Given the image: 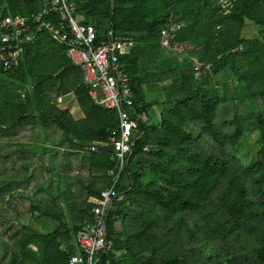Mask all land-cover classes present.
Instances as JSON below:
<instances>
[{
  "label": "trees",
  "instance_id": "1",
  "mask_svg": "<svg viewBox=\"0 0 264 264\" xmlns=\"http://www.w3.org/2000/svg\"><path fill=\"white\" fill-rule=\"evenodd\" d=\"M227 1L73 0L99 42L112 26L127 45L141 117L115 188L125 200L107 222L114 248L96 264H264V0ZM40 11L41 0H0V25ZM171 15L182 53L162 46ZM67 49L44 29L18 66L0 62V264H71L91 200L116 182V111L95 103ZM195 59L212 66L200 81ZM69 95L83 117L58 105ZM250 129L262 144L245 165L236 154Z\"/></svg>",
  "mask_w": 264,
  "mask_h": 264
},
{
  "label": "built area",
  "instance_id": "2",
  "mask_svg": "<svg viewBox=\"0 0 264 264\" xmlns=\"http://www.w3.org/2000/svg\"><path fill=\"white\" fill-rule=\"evenodd\" d=\"M171 15L168 28H162V46L179 51L176 41L177 32L182 26ZM47 29L53 37L68 46L67 56L80 68L83 84L90 89V95L96 104L115 110L119 121L118 131H112L108 141L114 149L113 160L116 163L109 177H116L115 185L104 191L100 198L92 199L93 222L85 227L77 238L78 254L71 264H82L81 253L86 255L87 264H96V258L102 252L113 251L114 236L108 234L107 222L110 214L124 202L125 196L116 191L126 161L132 154L133 133L141 119L136 114L130 79L121 62L122 53L127 45L115 37L110 26L105 40L99 42L98 31L92 24H84L76 14L73 0H41V11L30 16H8L0 25V62L4 70H11L21 61L25 46L32 45L40 32ZM197 81L212 71V66L193 60ZM156 91V90H155ZM152 93L154 96L157 92ZM161 93V91H160ZM90 153H97V146H90ZM117 220V217H116Z\"/></svg>",
  "mask_w": 264,
  "mask_h": 264
},
{
  "label": "rangeland",
  "instance_id": "3",
  "mask_svg": "<svg viewBox=\"0 0 264 264\" xmlns=\"http://www.w3.org/2000/svg\"><path fill=\"white\" fill-rule=\"evenodd\" d=\"M220 4L224 5V8H226L229 3L227 0H220L219 2ZM245 35L248 37H253L255 36L256 33H258V30L256 29L254 24H251L250 22H246V26H245ZM163 42V41H162ZM181 49H179V53H182L184 50L182 48V46H180ZM222 88V86H217V89ZM157 93H154L156 95L151 96V97H157L158 95L162 94V92L160 93V88L156 89ZM152 95V93L150 94ZM149 95V96H150ZM69 97H72L71 100H67ZM74 98L73 95H69L68 97L65 98L64 103L62 102L64 98L58 99L57 103L60 106V104L63 103L64 108L68 107V102L72 103L73 106H71L70 108L73 110V114L76 117H82V112L80 111V108L77 106L76 101L72 100ZM157 115L160 114V110H158V107L155 109ZM262 144V140L260 137V133L257 130H248L246 132L245 138L243 139V141L240 144V147L237 150V156L240 158V160L245 164V165H251L256 161V157H257V153L259 148L261 147ZM18 211L21 217H26V211L22 208V206L20 205L18 207ZM16 216L15 212H11L10 214H7V217H14ZM32 225L34 228L38 229L39 231H44V228L42 226V224L39 222V220L34 219L32 222ZM117 228H120V225L117 226ZM2 233L0 234L1 237H3V239H5V241H10V232H5V230L1 231ZM205 252L208 254V250L204 249Z\"/></svg>",
  "mask_w": 264,
  "mask_h": 264
},
{
  "label": "crops",
  "instance_id": "4",
  "mask_svg": "<svg viewBox=\"0 0 264 264\" xmlns=\"http://www.w3.org/2000/svg\"><path fill=\"white\" fill-rule=\"evenodd\" d=\"M71 98H72V97H69L67 100H71ZM64 100H65V98H64V99H63V101H62L63 103H64ZM72 100H73V99H72ZM63 103H62V104H60V107H62V106H63ZM68 104H69V105H68V107H67V108H68V109H70V110H71V112L73 113V110L70 108L71 106H73V104H72V103H69V102H68ZM82 117H83V113H82ZM118 225H120V224H118ZM120 226H121V225H120ZM78 250H79V249H78Z\"/></svg>",
  "mask_w": 264,
  "mask_h": 264
},
{
  "label": "water",
  "instance_id": "5",
  "mask_svg": "<svg viewBox=\"0 0 264 264\" xmlns=\"http://www.w3.org/2000/svg\"><path fill=\"white\" fill-rule=\"evenodd\" d=\"M133 146H134V143H133Z\"/></svg>",
  "mask_w": 264,
  "mask_h": 264
}]
</instances>
